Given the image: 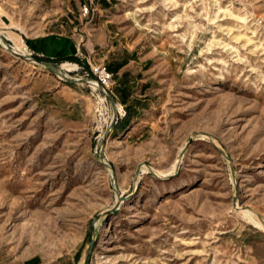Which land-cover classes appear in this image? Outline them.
<instances>
[{
    "label": "rangeland",
    "instance_id": "obj_1",
    "mask_svg": "<svg viewBox=\"0 0 264 264\" xmlns=\"http://www.w3.org/2000/svg\"><path fill=\"white\" fill-rule=\"evenodd\" d=\"M0 39V264H80L117 194L89 264H264V0H0Z\"/></svg>",
    "mask_w": 264,
    "mask_h": 264
},
{
    "label": "water",
    "instance_id": "obj_2",
    "mask_svg": "<svg viewBox=\"0 0 264 264\" xmlns=\"http://www.w3.org/2000/svg\"><path fill=\"white\" fill-rule=\"evenodd\" d=\"M2 40L4 41L5 43V46H6V49L7 51H9L10 53H12L13 55H15L16 57H19L21 59H26V60H30V61H35L37 63H40L42 64L43 66H45L47 69L53 71L54 73H56L58 76H60L61 78L69 81V82H80V81H83L84 79L83 78H71L69 76H67V74L63 71L61 65L57 64L56 62H53V61H50V60H46V59H43V58H40V57H35V56H32L30 54H23V53H20L18 51H15L11 45L7 42V39L6 38H2ZM100 85L101 82H100ZM110 101H111V105L113 107V110L114 112L117 110V107H116V103L114 102L113 99L110 98ZM192 135L189 136L187 138V143L184 147V149L181 151V157L183 156V154L185 153V150L188 146V144L190 143L191 139H192ZM220 152L222 153V155L229 161L231 162V159L229 158V156L227 155V153L220 148ZM102 161H103V158L101 157ZM104 164H106L104 161H103ZM179 168V164H177V167L175 168V171L173 174L169 175V176H166V177H163V178H169L173 175L176 174L177 170ZM149 171L150 173L156 177V178H160L161 176H159L156 172H154L151 168H149ZM141 170H140V164L137 166L136 170H135V174H134V181L137 180L139 174H140ZM231 174L233 175L234 174V170L233 168L231 167ZM128 196H122V195H119L117 194V201L115 202V204L111 207V208H108V209H105L104 211H102L99 216H97L96 218H94L92 221H91V224H90V231L87 235V238H86V249H85V253H84V257H83V264H89V261H90V257H91V252H92V248H93V244H94V233H95V228H96V223H97V220L99 219V217H107L109 216L110 214H115L118 210H119V205L122 201H124L125 199H127ZM233 208H237V198L236 196L233 197ZM259 219L263 222L264 224V220L263 218L259 217Z\"/></svg>",
    "mask_w": 264,
    "mask_h": 264
},
{
    "label": "trees",
    "instance_id": "obj_3",
    "mask_svg": "<svg viewBox=\"0 0 264 264\" xmlns=\"http://www.w3.org/2000/svg\"><path fill=\"white\" fill-rule=\"evenodd\" d=\"M124 64H125V61L117 62L114 64L109 63L106 65L105 68L108 72L115 74ZM120 100H121L122 104H124V105L126 104V94L125 93H123V95L121 93V99Z\"/></svg>",
    "mask_w": 264,
    "mask_h": 264
},
{
    "label": "built area",
    "instance_id": "obj_4",
    "mask_svg": "<svg viewBox=\"0 0 264 264\" xmlns=\"http://www.w3.org/2000/svg\"><path fill=\"white\" fill-rule=\"evenodd\" d=\"M85 12H87V7H84ZM96 72L99 73L98 80L101 82V84H105L106 81L110 80L113 76L112 73L108 72L105 67L96 68Z\"/></svg>",
    "mask_w": 264,
    "mask_h": 264
},
{
    "label": "bare ground",
    "instance_id": "obj_5",
    "mask_svg": "<svg viewBox=\"0 0 264 264\" xmlns=\"http://www.w3.org/2000/svg\"><path fill=\"white\" fill-rule=\"evenodd\" d=\"M1 40V39H0ZM3 45H4V43H3ZM5 46V45H4ZM15 50V49H14ZM15 51H17V50H15ZM18 52H20V51H18ZM20 53H22V52H20ZM30 53V52H29ZM23 54H25V53H23ZM37 63V62H36ZM39 65H42V64H40V63H38ZM43 66V65H42ZM61 67H62V69L63 70H71V69H69L70 67H71V65L69 64V63H62V65H61ZM67 74V73H66ZM67 76H69L68 74H67ZM94 82H96L95 80H93ZM97 83V82H96ZM98 85V84H97ZM116 107L118 108L119 107V105H116ZM113 115V114H112ZM178 164V163H177ZM177 167V166H176ZM140 170H141V167H140ZM115 204V203H114ZM249 219L250 220H252V218L251 217H249ZM253 222H254V220H253ZM262 222V221H261ZM255 223V222H254ZM263 223V222H262ZM85 251V250H84ZM80 264H83V260H82V262H80Z\"/></svg>",
    "mask_w": 264,
    "mask_h": 264
}]
</instances>
